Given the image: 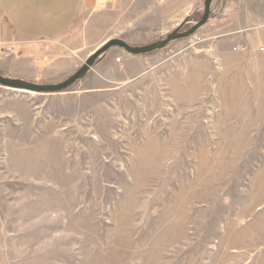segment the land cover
Returning a JSON list of instances; mask_svg holds the SVG:
<instances>
[{
    "label": "rangeland",
    "instance_id": "374dc122",
    "mask_svg": "<svg viewBox=\"0 0 264 264\" xmlns=\"http://www.w3.org/2000/svg\"><path fill=\"white\" fill-rule=\"evenodd\" d=\"M203 1L88 0L60 45L0 42V59L60 83L109 39L190 29ZM202 28L104 92L0 87V264H264V74L248 69L264 59L200 53Z\"/></svg>",
    "mask_w": 264,
    "mask_h": 264
},
{
    "label": "crops",
    "instance_id": "0c3cea01",
    "mask_svg": "<svg viewBox=\"0 0 264 264\" xmlns=\"http://www.w3.org/2000/svg\"><path fill=\"white\" fill-rule=\"evenodd\" d=\"M85 2L86 0H0V12L6 21L5 35L4 38H0V42L10 45L8 47L10 50H13L12 45L15 43L35 45L38 42L53 41L55 45H60L56 40L76 24ZM224 7L229 11V18L217 24L210 19L202 28L204 29L201 32L202 40L209 47L201 48L200 53L209 54L215 59H222L226 53L264 59V53L260 51L264 48V38L255 36L254 32L264 29V0H246L242 8L246 11V15L242 14L236 0L225 3ZM11 37L15 40L12 41ZM115 53L122 57L119 63L113 57ZM146 57H133L119 49H111L97 61L96 67L92 70L94 75L87 76L88 73L79 83L88 93L104 92L109 84H120L125 76L131 75L132 67L147 60ZM26 61L29 60L21 58L13 60L14 64H12L8 60L0 59V73L30 82L31 79H28L24 73L17 75L10 73L11 70L13 72L14 69L24 66ZM256 67H258L257 62L249 63V72L264 74V66ZM118 70L124 74L119 73Z\"/></svg>",
    "mask_w": 264,
    "mask_h": 264
},
{
    "label": "water",
    "instance_id": "95a60500",
    "mask_svg": "<svg viewBox=\"0 0 264 264\" xmlns=\"http://www.w3.org/2000/svg\"><path fill=\"white\" fill-rule=\"evenodd\" d=\"M212 3L213 0L203 1V14L200 20L197 21L190 29L184 30L185 25L189 23L188 19H186L181 22L180 25H178L177 29L168 33L164 39L152 42V44L134 47L129 45L127 42L118 39H109L108 41L103 42L102 45L97 47L94 52H92L87 57L86 61L79 67V69L63 82L51 85L38 83L34 84L23 79L20 80L0 74V87L6 90L9 89L15 92H23L33 95H51L64 93L66 90L70 89V87L79 83L80 80H82L94 67L95 63L99 59H101V57L107 54L111 49H119L133 57L146 56L167 48V46L173 42H178L181 41V39H186L193 36L198 29L205 26V24H207V22L209 21Z\"/></svg>",
    "mask_w": 264,
    "mask_h": 264
},
{
    "label": "built area",
    "instance_id": "2783aa9c",
    "mask_svg": "<svg viewBox=\"0 0 264 264\" xmlns=\"http://www.w3.org/2000/svg\"><path fill=\"white\" fill-rule=\"evenodd\" d=\"M225 14H226V13H223V15H225ZM190 40H191V45H196V43L198 44V43L200 42V40L195 39L194 37H191ZM260 51H261L262 53H264V48H261ZM116 62L119 63L120 60L118 59Z\"/></svg>",
    "mask_w": 264,
    "mask_h": 264
},
{
    "label": "bare ground",
    "instance_id": "6f19581e",
    "mask_svg": "<svg viewBox=\"0 0 264 264\" xmlns=\"http://www.w3.org/2000/svg\"><path fill=\"white\" fill-rule=\"evenodd\" d=\"M87 1H88V0H86V2H85L86 4L88 3ZM116 61H117V60H116ZM26 94H29V93H26Z\"/></svg>",
    "mask_w": 264,
    "mask_h": 264
},
{
    "label": "trees",
    "instance_id": "16d2710c",
    "mask_svg": "<svg viewBox=\"0 0 264 264\" xmlns=\"http://www.w3.org/2000/svg\"><path fill=\"white\" fill-rule=\"evenodd\" d=\"M1 74V73H0ZM2 75V74H1ZM4 76V75H3Z\"/></svg>",
    "mask_w": 264,
    "mask_h": 264
}]
</instances>
